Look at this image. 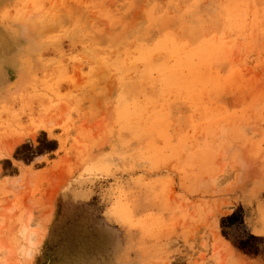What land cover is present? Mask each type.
Returning a JSON list of instances; mask_svg holds the SVG:
<instances>
[{"label": "rangeland", "instance_id": "374dc122", "mask_svg": "<svg viewBox=\"0 0 264 264\" xmlns=\"http://www.w3.org/2000/svg\"><path fill=\"white\" fill-rule=\"evenodd\" d=\"M247 234L264 0H0V264H264Z\"/></svg>", "mask_w": 264, "mask_h": 264}, {"label": "trees", "instance_id": "16d2710c", "mask_svg": "<svg viewBox=\"0 0 264 264\" xmlns=\"http://www.w3.org/2000/svg\"><path fill=\"white\" fill-rule=\"evenodd\" d=\"M241 224L242 222L238 212H234L220 220V225L222 228L234 225L241 226ZM261 244H264V238L255 237L248 234L241 235L232 242V245L235 249H237L242 254L251 257L261 256V254L264 255V249H260Z\"/></svg>", "mask_w": 264, "mask_h": 264}, {"label": "clouds", "instance_id": "9594fccd", "mask_svg": "<svg viewBox=\"0 0 264 264\" xmlns=\"http://www.w3.org/2000/svg\"><path fill=\"white\" fill-rule=\"evenodd\" d=\"M19 248L18 253L23 261L28 262L34 259V252L39 247L38 225L31 220L21 224L18 229Z\"/></svg>", "mask_w": 264, "mask_h": 264}]
</instances>
